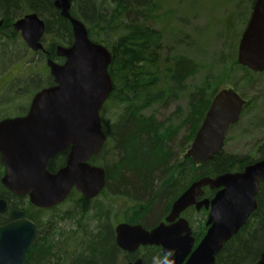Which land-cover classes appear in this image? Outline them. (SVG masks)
I'll list each match as a JSON object with an SVG mask.
<instances>
[{
  "label": "trees",
  "instance_id": "trees-1",
  "mask_svg": "<svg viewBox=\"0 0 264 264\" xmlns=\"http://www.w3.org/2000/svg\"><path fill=\"white\" fill-rule=\"evenodd\" d=\"M165 1L71 0V16L85 25L92 41L111 53L108 73L112 90L100 113L106 139L91 161L104 169L105 187L93 199H84L72 191L65 201L71 200L72 206L61 214L58 210L65 202L51 209L34 208L26 197L12 194L0 183V197L7 201L8 210L23 209L38 228L24 264H125V253L115 242L118 222L150 228L155 222L148 224L147 215L153 210L163 214L191 182L241 171L263 157L261 145L258 157L227 154L223 148L206 163L195 164L183 157L212 98L222 89L220 83L228 76L227 65L242 71L240 79L249 85L252 76L264 73L252 72L237 63L232 29L227 30L226 52L218 58L222 68L216 76L209 73L192 87L183 111L178 107L171 118L163 121L152 113L146 114L155 105L180 98L200 69L197 60L187 55L195 45L190 36L180 35L171 42L165 38L159 13ZM248 1L251 10L255 0ZM30 12L45 21L51 43H72L70 22L54 7V0H0V15L7 25ZM247 20L243 17L240 32ZM231 25L228 21L229 28ZM2 44L11 52L15 49L6 42ZM238 85H232L237 92ZM249 105L247 100L242 113ZM181 128L186 129L184 144L176 151L173 142ZM24 199L27 205L23 207L20 201ZM256 200V210L223 245L214 264H255L259 259L264 249V182ZM7 218V214L0 215V223ZM199 226L197 240L205 230L202 221ZM138 255L144 264H158L163 259L157 246H147L128 257L134 259Z\"/></svg>",
  "mask_w": 264,
  "mask_h": 264
},
{
  "label": "water",
  "instance_id": "water-1",
  "mask_svg": "<svg viewBox=\"0 0 264 264\" xmlns=\"http://www.w3.org/2000/svg\"><path fill=\"white\" fill-rule=\"evenodd\" d=\"M54 7L70 22L73 42L58 46L59 65L48 61L55 85L37 92L25 116L0 121L1 184L17 196H27L36 208L62 203L75 188L84 199L96 197L105 187V171L88 159L102 147L100 111L112 90L108 73L111 53L92 41L85 25L70 14L71 0H54ZM33 50L39 49L44 22L36 13L13 23ZM237 63L252 72L264 71V0H255L241 34ZM246 100L232 88L218 91L184 157L206 163L219 154L229 128L236 124ZM70 147L65 164L47 169L57 153ZM264 151V142L262 143ZM264 182V155L242 171L201 177L172 202L164 222L151 229L120 222L115 226L116 245L125 253L143 246H158L164 256L159 264H214L223 245L246 223L257 208V194ZM218 189L209 199L198 200L202 188ZM208 210L205 234L195 245L188 221L181 213L189 206ZM8 211L0 197V215ZM11 220L0 224V264H24L37 236L36 224L21 209L10 211ZM127 264H144L141 257ZM255 264H264V249Z\"/></svg>",
  "mask_w": 264,
  "mask_h": 264
},
{
  "label": "rangeland",
  "instance_id": "rangeland-1",
  "mask_svg": "<svg viewBox=\"0 0 264 264\" xmlns=\"http://www.w3.org/2000/svg\"><path fill=\"white\" fill-rule=\"evenodd\" d=\"M250 12L248 0L165 1L159 12L162 17L160 26L166 31L165 38L171 42L180 35L190 36L191 40H194L195 45L192 51H188L187 55L197 60L200 64V69L197 75L189 82L186 92L180 98L155 105L153 109L147 110L146 114L152 113L159 121H163L171 118V115L178 107L183 111L186 108L187 96L192 87L198 85L209 73L212 76H216L220 68H222L218 58L222 53L226 52V48L229 45L226 41L227 30L232 29V36L236 41L234 45L236 46L237 44L236 50L238 49L242 33L240 32V24L243 17L249 19ZM228 21H231L232 24L230 28ZM5 33L3 28L0 27V115L5 114L6 116L14 117L21 114L20 107L28 105L33 94L40 88L35 89L36 87H32L38 84L36 81L34 83L28 82V77H31V75H29L27 69L32 67L31 69L35 70L36 68H34V62L30 63L32 57L27 55L19 35L15 33L5 35ZM3 42L8 43L12 49L15 46V49H13L15 54L14 62L3 58V56L7 55L6 53L11 52V49L7 50L3 46ZM234 51L235 49L231 50L233 54ZM10 57L13 58V56ZM35 62H37V59ZM227 67L229 68L228 76L227 78L224 77V80L220 83L221 87L233 88V83L239 84V93H243L246 96L245 99L250 100V105L242 113L239 122L228 132L223 144V150L225 153L235 156L251 155L258 157V147L259 145L262 147L264 142V73L252 76L253 82L252 85H249L241 81L242 71L236 70L230 65H227ZM17 75L21 76L20 80L13 78V81L8 83L13 76ZM212 76L209 77L210 80L213 78ZM18 87H22L25 90L20 95L14 93ZM185 132L186 129L181 128L173 142L174 150L179 151L181 145L184 144ZM20 203L23 207L27 205L25 199L21 200ZM71 206L72 202L70 200L65 202L58 211L63 214ZM122 208L125 207L123 206ZM160 212L157 210L151 211L146 217L147 223L153 224L156 222L162 215V212ZM182 216L189 218L192 225L196 224L193 226L195 229L198 228L199 223L204 219L203 213H196L193 210L182 214Z\"/></svg>",
  "mask_w": 264,
  "mask_h": 264
},
{
  "label": "flooded vegetation",
  "instance_id": "flooded-vegetation-1",
  "mask_svg": "<svg viewBox=\"0 0 264 264\" xmlns=\"http://www.w3.org/2000/svg\"><path fill=\"white\" fill-rule=\"evenodd\" d=\"M24 15H22L21 17H23ZM21 17H19V18H17V19H15V20H13L12 22H11V25H7V23L5 22V18L3 17V16H1L0 15V27H2L3 28V31L4 32H6V33H9V31L11 32V31H13L15 34H18L19 35V38H20V40L23 42V44L25 45V48H26V52H27V55H31V57H32V59L30 60V63H35V67L34 68H36L35 70H32L31 68L32 67H29L28 69H27V71H28V73H29V75H31V77H28V82H32V83H34L35 81L38 83L36 86H32V87H36L35 89H38V88H40L38 91H36L34 94H33V96L37 93V92H39V91H41L42 89H45V88H48V87H52L53 85H55V82H54V78L51 76V73H50V68L48 67V61H52L53 63H55V64H59V65H61V64H63L64 63V61H65V59L63 58V57H60V56H58L57 55V47L59 46V45H54L53 43H51V40L49 39V35L47 34V31H46V23H45V21H43L44 22V32H43V35L41 36V38H40V40H39V42H40V44H41V47L39 48V49H36V50H33L31 47H29L26 43H25V41L22 39V37H21V34H20V32L19 31H16L14 28H13V23L16 21V20H18V19H20ZM6 35V34H5ZM70 45V44H69ZM68 45V46H69ZM10 46V45H9ZM7 55H5V56H3V58L5 59V60H7V61H13V59H15V54H14V52H9V53H6ZM10 56H13V58H11ZM23 56V55H22ZM22 56H21V58H22ZM34 58H35V60L37 59V62H35V60H34ZM4 60V61H5ZM14 62V61H13ZM40 67V68H39ZM33 76H35V77H33ZM13 78L15 79V80H20L21 79V76H19V75H17V76H13L12 77V79L11 80H9L8 81V83L10 82V81H13ZM28 84V83H27ZM23 91H25V90H23V88L22 87H18V89L16 90V91H14V93L15 94H18V95H20V94H22L23 93ZM33 96H32V98H33ZM244 99H245V97L244 96H242ZM32 98L30 99V102H29V104L26 106H24V107H20V111H21V114H18L17 116H14V117H21V116H25V114L29 111V108H30V104H31V101H32ZM246 100V99H245ZM246 102H247V100H246ZM21 108H23V109H21ZM9 118H13V117H9V116H6L5 114H3V115H0V121L1 120H5V119H9ZM69 150H70V147H67V149H65V150H63V151H61V152H59V153H57L53 158H51L50 160H49V162H48V166H47V169H48V171H50V172H55V171H57L60 167H62L64 164H65V161H66V159H67V156H68V153H69ZM101 150V148L99 149V151ZM98 151V152H99ZM98 152L97 153H95L94 155H92V156H90L89 157V159H88V163L90 164V165H95L96 166V164H93L91 161H92V158L93 157H95V156H97V154H98ZM185 153V152H184ZM183 157H184V154H183ZM0 164H1V166H2V175H3V173H4V165H3V163L1 162V158H0ZM200 164V163H199ZM216 177V176H215ZM211 178H214V177H211ZM189 186V185H188ZM187 186V187H188ZM186 187V188H187ZM185 188V189H186ZM217 190L218 189H210L208 186H205V187H203L202 188V191H203V195L198 199L199 201L200 200H203V199H211L214 195H215V193L217 192ZM177 198V197H176ZM175 198V199H176ZM174 199V200H175ZM173 200V201H174ZM67 201V200H66ZM172 201V202H173ZM172 204V203H171ZM170 208H171V205H170V207H169V209H167L162 215H161V217L150 227V228H146V229H151V228H153L154 226H156V225H158L159 223H161V222H164L165 221V218H166V216L168 215V213H169V211H170ZM190 210H193V211H195L196 213H203L204 214V219L202 220V222H203V227L205 228V230H204V232H203V234L199 237V239L197 240L196 239V231H197V229L199 230V228H200V226L198 225V228L197 229H195L193 226H195L194 224L192 225L191 224V222L189 221V218H185V217H183L182 216V214H184V213H186V212H188V211H190ZM5 214H7L8 215V218H7V220H5V221H3V222H1L0 224H4V223H6V222H8V221H10L11 220V217H10V211L8 210ZM4 214V215H5ZM207 215H208V210H206L205 208H204V206H202L200 209H196V207H195V205H192V206H189L188 208H186L182 213H181V217H183V218H185L187 221H188V223H189V226H190V228H191V231H192V236L194 237V239H195V245L199 242V240L203 237V235L205 234V232H206V229H207V227L205 226V221H206V219H207ZM200 234V233H199ZM133 254H136V253H133ZM125 258L126 259H130L129 257H128V255H126L125 254ZM131 256V255H130ZM128 263V262H127Z\"/></svg>",
  "mask_w": 264,
  "mask_h": 264
}]
</instances>
